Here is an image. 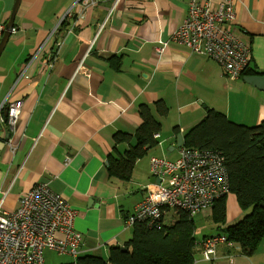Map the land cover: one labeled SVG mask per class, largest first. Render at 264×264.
Segmentation results:
<instances>
[{"label": "crops", "instance_id": "0c3cea01", "mask_svg": "<svg viewBox=\"0 0 264 264\" xmlns=\"http://www.w3.org/2000/svg\"><path fill=\"white\" fill-rule=\"evenodd\" d=\"M190 2L119 0L69 17L75 0H21L15 32L0 57V109L8 96L23 101V138L13 158L0 127V213L15 211L22 196L48 183L77 212L79 257L108 260L111 248L125 247L133 237L135 227L125 221L147 195L152 158L176 161L182 148L178 136L184 144L186 133L210 111L238 125L264 121V92L243 77L232 80L216 61L171 40ZM14 3L0 0V40ZM235 10L237 25L251 37L247 76L264 75V0H236ZM40 49L29 79L16 84ZM57 52L51 69L49 59ZM158 105L167 108L165 114ZM141 106L159 123L157 143L136 161L131 180L120 181L109 175V156L123 158L137 145ZM118 133L131 135V141L115 145ZM244 215L242 210L227 215L224 227ZM211 227L216 232L196 236L198 243L224 234L212 221ZM63 256L68 259L60 264L72 261ZM194 259V264H264V238L251 257L233 243L220 245L215 261L203 260L199 249Z\"/></svg>", "mask_w": 264, "mask_h": 264}, {"label": "built area", "instance_id": "2783aa9c", "mask_svg": "<svg viewBox=\"0 0 264 264\" xmlns=\"http://www.w3.org/2000/svg\"><path fill=\"white\" fill-rule=\"evenodd\" d=\"M118 1L75 0L67 14L83 15L101 4L115 6ZM235 7L236 0H222L218 4L212 0H191L187 16L171 38L192 53L216 61L232 80L242 78L252 61L251 37L237 25ZM41 50L28 61L16 84L29 79L28 68ZM58 56L59 52L50 57L49 68H53ZM22 109L23 101L10 96L0 109V127L7 134L5 145L13 158L23 138L19 128ZM150 164L152 178L161 183L149 185L146 197L127 217L128 227L144 224L160 229L171 214L184 212L195 217L230 193L224 159L214 151L181 148L176 161L152 158ZM3 200L4 194L0 208ZM76 216V210L48 183L37 184L20 198L15 211L0 213V264H46V249L60 256L70 255L69 264H77L82 236L75 228ZM220 245L232 247L233 242L225 234L203 239L198 243L202 259L215 261Z\"/></svg>", "mask_w": 264, "mask_h": 264}, {"label": "trees", "instance_id": "16d2710c", "mask_svg": "<svg viewBox=\"0 0 264 264\" xmlns=\"http://www.w3.org/2000/svg\"><path fill=\"white\" fill-rule=\"evenodd\" d=\"M252 73L248 70L243 78ZM161 113L167 108L158 105ZM143 125L137 132V145L117 159L109 156L110 177L130 181L136 161L148 149L156 146L155 134L159 123L151 115L150 108L141 106ZM131 135L118 133L115 145L130 142ZM182 148L214 151L225 162L229 176V192L237 198L244 217L235 225L224 227L227 219L226 196L211 208L212 222L228 239L240 245L242 253L253 256L264 238V121L255 126L232 123L215 111L191 128L184 137ZM173 225L165 221L160 229H150L144 224L134 226L133 237L126 242V250L111 248L108 260L100 256L78 257L77 264H194L198 249L194 217L179 212ZM166 220V219H165Z\"/></svg>", "mask_w": 264, "mask_h": 264}, {"label": "rangeland", "instance_id": "374dc122", "mask_svg": "<svg viewBox=\"0 0 264 264\" xmlns=\"http://www.w3.org/2000/svg\"><path fill=\"white\" fill-rule=\"evenodd\" d=\"M127 196V195H125ZM134 199V196L131 197L130 200ZM226 206H227V215H229V219L231 218L234 211H240V207L237 201V198L234 194L229 193L226 196ZM178 219L177 216L171 214L165 220L166 225H173L176 220ZM211 210H204L198 213L194 217V222L196 224V236L198 239H201L206 233H213L216 232L214 228L211 227ZM227 222V219H226ZM210 226V227H209ZM83 239V238H82ZM82 242V241H81ZM44 258L46 264H60L66 261L68 258L66 256H60L57 252L46 249L44 251Z\"/></svg>", "mask_w": 264, "mask_h": 264}, {"label": "water", "instance_id": "95a60500", "mask_svg": "<svg viewBox=\"0 0 264 264\" xmlns=\"http://www.w3.org/2000/svg\"><path fill=\"white\" fill-rule=\"evenodd\" d=\"M20 4H21V0H15L10 19L5 26L4 33H3L2 38L0 40V57L3 53V51L5 50L8 42H9V39L11 38V35L13 34V29L15 26V18H16L17 12L19 10ZM244 81L246 83H248L249 85L253 86L255 89H257L261 92H264V75L245 76ZM5 140H6V138H5ZM5 140L3 142V145L5 143ZM178 146L183 147V139L181 136H178ZM150 182L160 184L161 180L151 178ZM118 248H120L123 251L126 250L125 247H118Z\"/></svg>", "mask_w": 264, "mask_h": 264}]
</instances>
